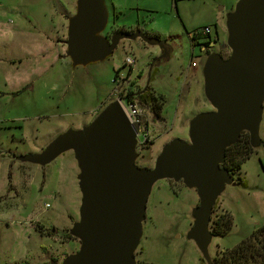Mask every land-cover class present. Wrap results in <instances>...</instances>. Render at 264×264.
Wrapping results in <instances>:
<instances>
[{
  "label": "rangeland",
  "instance_id": "obj_1",
  "mask_svg": "<svg viewBox=\"0 0 264 264\" xmlns=\"http://www.w3.org/2000/svg\"><path fill=\"white\" fill-rule=\"evenodd\" d=\"M156 4L157 10L139 14L146 29L166 36L163 52L138 38L121 39L103 60L70 67L63 41L74 0H0V264H58L78 246L67 234L77 219L79 199L71 151L42 166L14 156L39 152L55 135L87 124L116 100L138 110L139 134L145 138L134 146L133 164L150 167L168 140L186 141L184 122L210 110L201 93L200 69H189L188 62H202L209 52L228 55L223 25L216 29V44L201 51L190 45L189 37L200 41L195 33L207 23L205 4ZM113 20L117 27L126 19ZM111 22L109 12L101 36L113 32ZM124 58L131 63L124 64ZM144 84L158 102L156 116L137 98H129ZM257 136L261 143L229 174L234 183L223 186L210 208L208 232L220 214L229 224L222 235H210L209 260L264 222V100ZM196 201L193 189L180 181L158 179L151 184L134 248L136 264H204L185 236Z\"/></svg>",
  "mask_w": 264,
  "mask_h": 264
},
{
  "label": "water",
  "instance_id": "obj_2",
  "mask_svg": "<svg viewBox=\"0 0 264 264\" xmlns=\"http://www.w3.org/2000/svg\"><path fill=\"white\" fill-rule=\"evenodd\" d=\"M105 23L103 0H74L63 41L70 67L103 60L121 39L138 38L164 51V42L137 30H116L105 38L100 35ZM223 28L228 55L207 53L199 70L201 93L210 110L184 122L186 141L168 140L150 167L133 164L134 132L116 100L106 103L87 124L55 135L39 152L13 157L42 166L67 149L72 153L79 199L77 219L67 234L78 246L58 264H134L144 202L158 179L180 181L193 189L197 201L185 236L204 264H210L208 214L223 186L234 183L220 166L223 150L242 131L249 147L261 143L257 126L264 100V0H235L223 15Z\"/></svg>",
  "mask_w": 264,
  "mask_h": 264
},
{
  "label": "trees",
  "instance_id": "obj_3",
  "mask_svg": "<svg viewBox=\"0 0 264 264\" xmlns=\"http://www.w3.org/2000/svg\"><path fill=\"white\" fill-rule=\"evenodd\" d=\"M120 29H113V31ZM194 38L189 37L190 45L207 46L213 39L205 35L200 38V42H193ZM115 72V71H114ZM18 90L12 92L17 93ZM137 100L146 105L149 112L156 116L158 114L159 105L156 99L146 92L138 95ZM251 147L247 143V135L240 132L233 144L224 148L223 161L220 166L227 171L228 174L237 171L240 163L248 157ZM228 218L224 214H220L210 227V235H222L228 228ZM210 264H264V222L252 229L245 237L228 249L217 251L211 258Z\"/></svg>",
  "mask_w": 264,
  "mask_h": 264
},
{
  "label": "crops",
  "instance_id": "obj_4",
  "mask_svg": "<svg viewBox=\"0 0 264 264\" xmlns=\"http://www.w3.org/2000/svg\"><path fill=\"white\" fill-rule=\"evenodd\" d=\"M156 1L159 0H103V4L106 9V18L108 13L110 12L112 17L111 24L113 25V19L121 18L126 19L122 21L120 25L116 27L113 25L115 29H120L121 31L130 32V31H140L146 36H154L159 40L164 42L165 49L167 48V43H165L166 36L160 35L155 31H151L150 29H146V25L144 19L140 17L141 13L139 11H149V10H157ZM163 1H171L172 5H176V0H163ZM203 4H205V10L207 12V23L204 26H207L210 29L209 38L216 40L217 31L221 25H223V15L227 11L231 10L233 3L235 0H199ZM218 5L219 7L215 6ZM175 9V7H174ZM176 11V9H175ZM211 25V26H210ZM111 27V26H110ZM213 32V33H212ZM212 33V34H211ZM194 40L193 42H195ZM200 42V41H197ZM210 42L207 44V46ZM201 50L202 47L199 46ZM201 62L195 64L193 67H189V69L193 71H197L200 69Z\"/></svg>",
  "mask_w": 264,
  "mask_h": 264
},
{
  "label": "built area",
  "instance_id": "obj_5",
  "mask_svg": "<svg viewBox=\"0 0 264 264\" xmlns=\"http://www.w3.org/2000/svg\"><path fill=\"white\" fill-rule=\"evenodd\" d=\"M210 34V29L207 26H203L199 31L195 33V35H200L201 37L205 35ZM123 63L126 65H129L131 63V60L128 58L123 59ZM195 64L194 59H190L188 62L189 67H193ZM118 103V102H117ZM120 106L122 112L124 113L128 123L132 126L133 132H134V139H135V145H139L144 141V134H139V126H138V110L135 108L133 104H127V107L122 106L118 103Z\"/></svg>",
  "mask_w": 264,
  "mask_h": 264
},
{
  "label": "flooded vegetation",
  "instance_id": "obj_6",
  "mask_svg": "<svg viewBox=\"0 0 264 264\" xmlns=\"http://www.w3.org/2000/svg\"><path fill=\"white\" fill-rule=\"evenodd\" d=\"M106 24V23H105ZM104 29V28H103ZM216 40H213V42H212V44L211 45H208V46H204V47H202V49H201V51H203V50H205V49H210V48H212L216 43ZM164 49H165V45H164ZM146 88H145V84H144V86L141 88V89H137V90H135L134 92H132L133 94L129 97V98H136L138 95H140L141 93H143V92H146L147 90H145ZM136 247V246H135ZM133 255H134V250H133V253H132ZM134 264H136V262L134 261Z\"/></svg>",
  "mask_w": 264,
  "mask_h": 264
}]
</instances>
